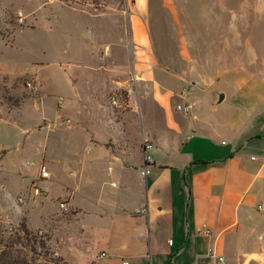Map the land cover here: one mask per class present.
Masks as SVG:
<instances>
[{"label":"rangeland","instance_id":"obj_1","mask_svg":"<svg viewBox=\"0 0 264 264\" xmlns=\"http://www.w3.org/2000/svg\"><path fill=\"white\" fill-rule=\"evenodd\" d=\"M216 91L227 98L212 108ZM242 94L264 96V0H0V148L9 149L0 163V254L85 264L71 249L84 244L81 223L94 216L69 221L75 192L89 210L82 186L113 191L116 174L132 182L144 139L163 131L164 105L183 122L192 107L179 105L196 111V99L225 123ZM92 142L126 155V169L99 176L85 157ZM48 215L55 230L42 222ZM223 248L226 264H264V211Z\"/></svg>","mask_w":264,"mask_h":264},{"label":"crops","instance_id":"obj_2","mask_svg":"<svg viewBox=\"0 0 264 264\" xmlns=\"http://www.w3.org/2000/svg\"><path fill=\"white\" fill-rule=\"evenodd\" d=\"M247 96L240 95L237 104L242 106L236 105L225 123L211 118L195 98L196 111L191 103L190 116L183 122L177 109H167L161 102L166 122L150 140L154 145L150 174L141 177L135 169L132 182L116 174L119 181H110L109 192L82 186L80 195L94 203L89 210L75 199L77 191L70 198L76 212L69 221H81L87 212L94 216L93 223H81L84 244L71 253L84 255L85 264H215L207 255L209 247L224 254L232 232L245 226L257 205L264 203V129L254 128L264 121V96ZM226 98L225 93L222 102ZM222 102L216 103L215 95L211 98L212 108ZM84 126L88 138L94 136L92 126ZM141 136L140 140L146 133ZM89 148L85 157L97 163L94 170L99 176L126 169L122 160L126 155L95 142ZM252 148L259 152L251 153ZM0 152L1 163L9 149L2 147ZM127 192L130 201L124 196ZM143 207L146 212L140 211ZM56 220L48 215L42 222L55 230ZM28 222L34 228L29 217ZM102 252L106 255L99 257Z\"/></svg>","mask_w":264,"mask_h":264},{"label":"built area","instance_id":"obj_3","mask_svg":"<svg viewBox=\"0 0 264 264\" xmlns=\"http://www.w3.org/2000/svg\"><path fill=\"white\" fill-rule=\"evenodd\" d=\"M20 21L23 20V17H19ZM191 104H184V106L179 105V109H184L186 111L190 110ZM154 147L153 142L150 141L149 139H144L143 141V147H142V153H143V162L141 167L139 168V175L141 177H146L147 175L150 174L151 172V164L153 161V157L151 155V150ZM39 176L43 179H47L50 176V171L48 170L47 166L45 164L40 165L39 169ZM22 200V198H20ZM59 208L62 211H68L70 209L68 203L66 201H60L59 203ZM257 210L258 211H264V203H260L257 205ZM140 211L146 212L147 207H143ZM106 253L102 252L99 257L105 256ZM208 257L213 259L215 264H226L227 260L223 254L217 253L215 251L214 247H209L208 252H207ZM124 264H128L127 261H124Z\"/></svg>","mask_w":264,"mask_h":264},{"label":"trees","instance_id":"obj_4","mask_svg":"<svg viewBox=\"0 0 264 264\" xmlns=\"http://www.w3.org/2000/svg\"><path fill=\"white\" fill-rule=\"evenodd\" d=\"M0 264H28L25 259L21 260L20 258H8L0 254Z\"/></svg>","mask_w":264,"mask_h":264},{"label":"water","instance_id":"obj_5","mask_svg":"<svg viewBox=\"0 0 264 264\" xmlns=\"http://www.w3.org/2000/svg\"><path fill=\"white\" fill-rule=\"evenodd\" d=\"M224 97H225L224 91H216V93H215L216 103L222 102Z\"/></svg>","mask_w":264,"mask_h":264}]
</instances>
